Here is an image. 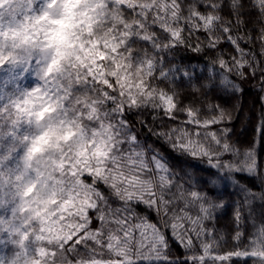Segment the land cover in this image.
Masks as SVG:
<instances>
[{"label":"snow or ice","instance_id":"snow-or-ice-1","mask_svg":"<svg viewBox=\"0 0 264 264\" xmlns=\"http://www.w3.org/2000/svg\"><path fill=\"white\" fill-rule=\"evenodd\" d=\"M12 2L20 22L15 31L21 32L51 18L50 9L66 0ZM89 2L93 15L69 25L60 42L59 54L68 60L63 75L47 84L49 103H62L70 134L65 139L58 133L39 149L44 132L24 135L19 145L0 151V238L7 237L14 248L12 257H0V264H108L114 248L117 264H194L186 246L192 245L193 234L203 231L207 237L208 222L227 209L219 190L228 181L238 186L237 174L255 177L261 189L257 193L242 187L244 201L232 206L234 243L217 252L211 264H252L257 253L243 247L244 237L264 235V217L257 220L252 207L257 199L264 203V158L256 141L247 145L244 167L237 168L233 157L240 153L230 142V130L221 127L226 113L211 103L206 112L177 103V93L160 85H175L181 73V80L187 78L195 91L202 90L200 78H193L196 66L182 68L168 58L183 46L197 54H215L205 65L209 76L204 88L211 87L218 67L221 83L235 91L239 87L225 73L246 78L249 70L253 76L259 71L264 91V25L258 37L254 29L240 34L253 14L264 17V0H163L161 7L156 0ZM80 24L85 25L81 32L72 31ZM4 31L0 10V34ZM257 40L259 53L246 52L243 45ZM222 42L238 56L225 57ZM10 62L0 51V69L10 68ZM16 63L27 72L40 60L19 56ZM130 115L173 150L206 161L204 176H178L143 145ZM157 122L159 129L153 127ZM258 131L264 145V115ZM139 205L163 216L165 230L138 215ZM249 221L253 233L247 230ZM217 231L212 228L213 238ZM129 239L139 244L131 259L125 247ZM172 245L184 251L174 256ZM208 251L205 247L198 253L203 264H209L204 259ZM259 255L264 258V251Z\"/></svg>","mask_w":264,"mask_h":264},{"label":"trees","instance_id":"trees-1","mask_svg":"<svg viewBox=\"0 0 264 264\" xmlns=\"http://www.w3.org/2000/svg\"><path fill=\"white\" fill-rule=\"evenodd\" d=\"M162 4L163 0H156L157 7H161ZM14 7H16V5H14ZM0 10H2V13L4 14V7H0ZM14 12L15 10L12 11V13ZM17 12L18 10H16L15 13ZM12 13L8 12L10 19L12 18ZM181 19L184 21L185 17L182 16ZM149 23H151V21H149ZM260 25H264V17H259L253 14L251 17H249V22L240 34L243 35L244 31H252L254 29V35L258 37ZM193 43H195L194 40ZM243 46L246 52L249 49H253L257 53L260 51L258 40L254 44H246ZM160 47H163V45L158 46V50ZM219 47L223 50L225 57L231 58L232 55L238 56V54L232 49V46L227 42H222ZM214 55V53L206 54L205 52L197 54L181 46L175 51V53L169 55L168 58L174 63L175 66L182 68L196 66V71L193 74V78L194 80L197 77L200 78L198 84L201 83L202 90L195 91V89L187 82V78L181 80V73L176 74L175 85L164 83L160 85V88L167 89L174 94L177 93V103H180L181 101L185 105L192 104L196 108L201 109L203 112L207 111V105L209 103L217 105L220 109H222L226 113V116L221 127L226 125L230 130V142L238 149L240 153L238 156L233 157V163L237 168H243L245 159L244 153L247 151V145L252 140L256 141L257 150L261 158H264V145H261L260 143L261 136L258 131L261 117L264 115V91H261L260 73L257 71L256 75L253 76L251 74V70H249V74L246 78L237 77L235 71L232 73H225L228 75L229 79L237 87H239L240 91H235L233 87L221 83L220 69L217 67L214 79L211 81V87L204 88V83L208 82L204 80V78L209 76V73L205 69V65L210 59H215ZM32 71H35V69L33 68L27 72L18 70V75L15 81H20L23 85L27 84L29 86L35 84L36 81L31 75ZM145 80H147L146 77ZM156 83L157 81L152 82L153 88H155ZM5 101V98L0 99V103ZM157 103H159L158 98ZM145 115L147 116V113H145ZM229 116L230 119L228 118ZM129 119L133 120L134 130L137 132V135L139 136V139L143 145L146 148H150L157 152L160 155L162 162L166 163L170 169L177 173L178 176H184L185 174H193L199 178L204 176L202 170L206 166V161L193 160L189 156L181 154L178 150H173V148L163 139H157L155 135L149 132L147 127H141L140 123L135 120L134 115H130ZM148 119L149 122H151V118L148 117ZM2 127L3 126H0V128ZM153 127L159 129V123L157 122V124L153 125ZM193 139H195V136H193ZM201 140L205 144H212L211 138L205 139L203 136H201ZM12 144L13 143H8L7 135L0 137V151H6L12 147ZM135 171L136 170H133V175H135ZM154 183H158V181H154ZM227 183L228 185L226 189L221 186V189L219 190V194L223 197L225 203L228 205L227 209L218 210L216 212L217 219L208 222L207 237L203 231H201L198 236L193 234L192 245L186 246L190 252L191 259L194 261V264L195 262L203 264V261L201 260V257L198 255V253H200L205 247L209 251L205 255L204 259H207L209 264H211L212 260L216 259L217 252L226 251L228 248L232 247L234 243V229L236 227L233 222L232 206L236 203L244 201L245 194L241 190L243 186H247L257 193L261 189V185L255 179V177L246 174H237L238 186L236 187L233 186L231 181H228ZM247 207L248 205H245V216L248 215ZM252 207L254 208V215L257 217V220L264 217V203L257 199L253 203ZM0 214H3L2 209H0ZM137 214L145 217L147 223L156 224L161 230H165L164 217L161 216L158 218L155 211L148 209L144 205H139L137 207ZM213 227L218 230L215 238H213L212 234ZM112 228L115 229L117 226L113 225ZM247 230L249 233H253L254 231L251 227V221L247 223ZM136 236L137 240H139V231L136 232ZM125 247L128 249L127 257L129 259L135 256V250H139V244L132 239L128 240ZM172 247L174 256L181 254L184 251L182 247L177 248L175 245H172ZM243 247L249 249V254H251L253 251L257 253V256L252 261V264H264V258H261L259 255L261 251H264V235L254 233V235L245 236ZM13 252L14 248L12 245L7 243V237L0 238V257L7 259L12 257ZM139 258V256H136V259ZM108 264H117L115 248L111 250V261H109ZM133 264H135L134 261ZM217 264H219L218 260Z\"/></svg>","mask_w":264,"mask_h":264},{"label":"clouds","instance_id":"clouds-1","mask_svg":"<svg viewBox=\"0 0 264 264\" xmlns=\"http://www.w3.org/2000/svg\"><path fill=\"white\" fill-rule=\"evenodd\" d=\"M38 2L42 4L44 0ZM9 6L6 3L5 10ZM50 12L51 18L40 20L31 29L21 32L15 31L20 22L13 17L11 23L4 24L5 31L0 34V51L11 58L10 68L19 70L16 63L19 56L40 60L39 65L32 66L35 71L31 75L36 83L31 87L21 86L9 99L0 103V126H3L0 128V137L7 135L8 143L19 145L21 136L31 137L44 132L43 137L37 141V149L50 139L55 140L58 133L65 139L70 134L71 130L63 123L68 117L63 115L62 103H49L47 84L63 75L68 63L58 51L68 26H75L77 22L86 21L92 16L93 5L89 0H66L64 4H56ZM84 27V24H80L79 27H73L72 31L79 33ZM29 113L33 115L29 116ZM13 132L16 133L15 136L11 135Z\"/></svg>","mask_w":264,"mask_h":264},{"label":"rangeland","instance_id":"rangeland-1","mask_svg":"<svg viewBox=\"0 0 264 264\" xmlns=\"http://www.w3.org/2000/svg\"><path fill=\"white\" fill-rule=\"evenodd\" d=\"M10 4L9 7L5 10L4 8V24L8 23L9 21L12 20L14 17L15 20L17 21L18 17V12H16L17 7H14V3L12 0H0V7H4L5 4ZM15 10V14L12 13V11ZM8 12L12 13L13 15L11 16L12 18H9ZM6 19V20H5ZM18 70L13 69V68H5V69H0V99L5 98L6 100L11 97L13 92L18 91L21 86L23 87H31L29 85H23L20 81L16 82L15 79L18 75L17 73ZM133 72H135L134 69H132Z\"/></svg>","mask_w":264,"mask_h":264}]
</instances>
